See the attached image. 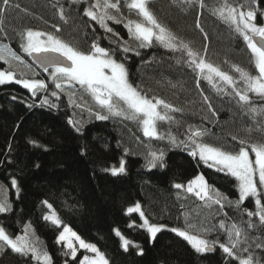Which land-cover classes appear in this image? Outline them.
<instances>
[{"label":"trees","instance_id":"obj_1","mask_svg":"<svg viewBox=\"0 0 264 264\" xmlns=\"http://www.w3.org/2000/svg\"><path fill=\"white\" fill-rule=\"evenodd\" d=\"M93 2L13 0V4L19 7L8 8L0 17V44L9 46L25 61L21 76L29 79L31 74L34 79L48 84L47 92L36 97L18 84L0 85V189L12 205L9 213L0 214V226L15 238L22 235L24 226L30 223L34 229V235L29 230L30 238L36 241L37 247L50 254L52 264H80L86 255L80 252L75 260L65 255L67 249L56 243L63 226H70L86 242L95 244L110 264H238L223 254L218 244L212 253L197 254L186 241L169 230L184 228L186 214L193 223L206 218L208 223L217 224L224 220L246 228L245 221L249 218L243 210H255L252 198L240 209L227 202L223 209L218 205L208 208L195 196L173 187L175 183L186 185L196 175L203 174L223 197L235 202L238 188L234 178L193 159L183 147H170L167 141H148L132 121L121 118L100 121L95 117L82 121L83 108L70 105L67 93H59V99L51 96L52 91L59 90L55 89L49 72L39 71L29 57L22 54L20 34L27 29L52 33L85 52L90 50L94 41L106 49L116 48L117 44L110 42V38L112 41H127L135 47L136 42L130 39L123 23L109 21V26L119 34L112 37L111 33H105L83 15L84 9ZM224 2L205 0L206 7L201 9L199 4L189 6L180 0H149V7L162 25L222 71L238 78L239 74L233 69L236 65L256 75L243 38L212 14L211 9ZM227 2L235 5L238 0ZM120 3L125 22L140 19L134 12L129 13L125 0ZM257 3L256 23L262 25L264 0H257ZM60 7L64 8L67 22L59 17ZM197 21L207 33V40L197 28ZM139 51V56L129 52L124 60L130 81L149 97L164 99L183 109L182 113L172 114L180 121L179 127L174 125L171 128L173 134L184 139L180 134L188 125L198 126L207 129L203 138L206 143L230 152L239 149L240 139L250 143L264 142V111L253 118L240 107L236 98L218 93L206 80L200 79L198 87L196 73L186 64L176 62L180 53H172L155 44ZM116 58L123 59V56L117 52ZM0 70L10 69L0 61ZM45 95L57 107L41 106ZM250 95L254 106L264 110V100ZM87 96L81 92L74 101L80 104ZM204 96H207L215 115L204 102ZM69 120L79 122L77 126L81 131L77 132ZM160 130L167 131L168 126L162 124ZM233 136L237 139L234 140ZM147 143L164 149L163 167L159 164L151 170L146 167ZM121 159L125 161V174L113 176L105 171L118 167ZM12 179H16L20 189L18 196L16 188L11 185ZM45 200L59 215L60 227L44 221L43 216L49 211L42 204ZM137 202L150 223L166 226L155 242L150 241L147 232L139 226L142 223L139 215L126 213L127 208ZM251 219L256 227L249 231L250 238L264 242V227L259 225L258 218ZM114 229H119L133 244L139 245L144 255H138V249L132 245L125 252ZM206 238L225 242L222 232L213 231ZM254 254L259 264H264V249H254ZM0 264L37 262L31 254L21 256L6 249L0 254Z\"/></svg>","mask_w":264,"mask_h":264},{"label":"snow or ice","instance_id":"obj_2","mask_svg":"<svg viewBox=\"0 0 264 264\" xmlns=\"http://www.w3.org/2000/svg\"><path fill=\"white\" fill-rule=\"evenodd\" d=\"M81 2L83 0H71L73 4ZM180 3L189 6L199 4L201 9L206 7L205 0H180ZM125 6L129 13L134 12L140 19H127L125 22L120 0H94L84 9L83 15L98 24L105 33H111L112 37H118L119 34L109 26V21L115 24L123 23L130 39L136 42L135 47L130 46L127 41H112L110 38V42L117 44L116 48L106 49L94 41L90 50L85 52L52 33L27 29L20 34V48L28 57L34 58L33 63L37 67L49 72L55 89L59 90V92L52 91L51 96L59 99V93H67L70 105L83 108V105L76 103L73 99L74 90L81 91L94 102L97 110L93 111L89 108L87 111L90 115L95 116L96 120L106 121L110 118H121L132 121L136 123L148 141H167L170 147H183L193 159H198L205 166L234 178L238 188V199L235 202L228 201L226 197H223L219 190L208 183L203 174L196 175L186 185L175 183L173 187L195 196L208 208L218 205L220 209H223L227 202L229 206L234 204L237 209H240L245 201L252 198L255 210H243L246 211L249 218L245 221L246 228L235 222L228 224L224 220L212 224L208 223L206 218L199 223H193L186 214L184 228L174 227L169 230L186 241L197 254L212 253L218 244L222 253L237 261L238 264H259L254 249H264V242H259V238H250L249 231L256 227V223L251 219L253 217L258 218L259 225L264 227V142L250 143L245 139H240L239 149L230 152L220 146L206 143L203 138L207 135V129L192 125H188L185 132L180 134L184 136V139H180L171 131L174 125L179 127L180 124V121L172 114L182 113L183 109L173 106L164 99L155 96L149 97L138 85L134 86L130 81L129 71L124 62L129 52H134L139 56V49L150 48L154 44L172 53H180L176 62L186 64L196 73L198 87L200 79L206 80L218 93L236 98L240 107L255 118L260 111H264L254 106L250 95L253 94L264 100V25L256 23V12L259 7L257 0H242V2L238 0L235 5L225 0L220 7L211 9L213 15L243 38L251 52L252 63L258 74L253 75L245 69L233 65L234 71L239 74L238 78L208 62L203 55L162 25L150 10L149 0H125ZM10 7L18 8L19 5L13 4V0H0V17H3ZM58 14L61 20L67 22L63 7H60ZM196 26L207 40V33L204 32L199 21ZM56 31L59 32L60 29L57 27ZM117 52L122 54L123 59L116 58ZM204 52H207V46H205ZM12 60L25 64L21 56L9 46L0 47V61L11 69ZM26 66L31 67V65ZM9 83L21 85L33 97L48 90V84L44 80L17 78L16 73L11 70H0V85ZM228 89L231 91L229 92ZM203 99L215 115L207 96H204ZM45 105L50 108L57 107L54 102L49 101L47 95L41 100V106ZM68 123L77 132L81 131L77 126L79 122L69 120ZM162 124L168 126L167 131L160 130ZM233 139L235 140L237 137L233 136ZM145 147L147 149L146 167L149 170L156 168L158 164L163 167L164 149L154 148L151 143L145 144ZM125 152L127 154V150ZM250 152L254 154V159L250 156ZM105 171L110 172L113 176L125 174V161L121 159L118 167H111ZM11 185L16 188L18 196L20 189L16 179L11 180ZM2 192L3 190L0 189V214H6L11 211L12 205ZM42 204L49 210L43 216L44 221L60 227L62 221L52 204L47 200L42 201ZM126 213L139 215L142 221L140 227L147 232L152 242H155L157 235L165 230L166 226L164 225L150 223L139 202L128 207ZM224 215L227 216V213ZM30 229L31 234L34 235V229L29 223L24 226L22 235L13 238L4 227L0 226V254L6 249H10L12 253L21 256L31 254L37 264H52L50 254L42 251L37 247L36 241L30 238ZM213 231L222 232L225 235V242L207 239V235ZM114 233L120 239L121 247L125 252L132 245L138 249V255H144L143 249L139 245L133 244L119 229H114ZM36 240L38 241V238ZM56 243L63 244L67 249L65 255H70L73 260L78 254L77 244L79 249L94 254V256L84 255L80 264H110L95 244L86 242L70 226H63L57 236Z\"/></svg>","mask_w":264,"mask_h":264},{"label":"rangeland","instance_id":"obj_3","mask_svg":"<svg viewBox=\"0 0 264 264\" xmlns=\"http://www.w3.org/2000/svg\"><path fill=\"white\" fill-rule=\"evenodd\" d=\"M262 25H264V19H263V24ZM2 46H5V45H3V44H0V47H2ZM249 50V49H248ZM249 52H250V50H249ZM22 54L24 55V56H27L23 51H22ZM250 54H251V52H250ZM28 57V56H27ZM22 58V57H21ZM23 59V58H22ZM2 62V61H1ZM11 64H12V67H11V71H13V72H15L16 73V75H17V78H23V76H21L24 72V69H23V64H20V63H18L17 61H14V60H12L11 61ZM8 66V65H7ZM18 69H20V72L18 71ZM258 74V73H257ZM27 76V75H26ZM29 76H31V77H29V79H34V77H33V75H31V74H29ZM25 77V76H24ZM9 84H11V83H9ZM15 84V83H14ZM21 86V85H20ZM77 89H78V86H77ZM75 91V95H74V97H73V99H76V98H79V94H81V92L80 91H78V90H74ZM253 95V94H252ZM254 96V95H253ZM88 98L84 101L83 99H82V101L80 102V104L81 105H83V110H84V113L82 112L81 113V115H82V117H83V120L82 121H86V120H89V119H91L92 117H95V116H93V115H90V113H89V111H87V109H89V108H91L93 111H96L97 109H96V106H95V104H94V102L91 100V98L89 97V96H87ZM250 156L254 159V154L253 153H250ZM54 209V208H53ZM56 212V211H55ZM142 224V223H141ZM140 226V225H139ZM142 228V227H141ZM143 229V228H142ZM144 230V229H143ZM77 248H78V254L80 253V252H85L86 253V255H88V256H94V254L93 253H90V252H87L86 250H83V249H79V245L77 244ZM77 254V255H78Z\"/></svg>","mask_w":264,"mask_h":264},{"label":"water","instance_id":"obj_4","mask_svg":"<svg viewBox=\"0 0 264 264\" xmlns=\"http://www.w3.org/2000/svg\"><path fill=\"white\" fill-rule=\"evenodd\" d=\"M84 1V0H83ZM33 57H29V60L31 61V63L34 65V67L36 68V69H38L39 71H41V72H43V73H46L44 70H43V68H40V67H37L36 66V64H34L33 63Z\"/></svg>","mask_w":264,"mask_h":264}]
</instances>
